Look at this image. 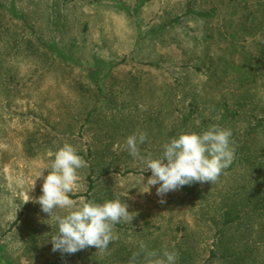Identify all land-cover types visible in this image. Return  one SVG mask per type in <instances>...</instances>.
Returning <instances> with one entry per match:
<instances>
[{"label": "rangeland", "instance_id": "1", "mask_svg": "<svg viewBox=\"0 0 264 264\" xmlns=\"http://www.w3.org/2000/svg\"><path fill=\"white\" fill-rule=\"evenodd\" d=\"M189 3L214 16L186 14ZM151 72L168 75L150 80ZM129 86L181 98L186 132L230 129L235 172L249 173L203 183L208 198L186 204L192 219L244 205L240 221L224 228L227 238L213 245L236 242L229 249L239 253L181 254L180 264H264V190L252 175L264 148V0H0V253L15 264H115L108 249L53 252L55 219L30 198L42 195L46 168L69 143L86 161L79 195L70 194L77 207L113 200L114 170L126 160L114 154V126L87 122V115L98 107L115 111ZM240 177L238 187L233 179ZM123 225L128 239L130 225ZM181 225L189 237L211 238L220 223Z\"/></svg>", "mask_w": 264, "mask_h": 264}, {"label": "crops", "instance_id": "2", "mask_svg": "<svg viewBox=\"0 0 264 264\" xmlns=\"http://www.w3.org/2000/svg\"><path fill=\"white\" fill-rule=\"evenodd\" d=\"M165 75L168 74L151 72L149 78L150 80H160L167 78ZM149 82L147 81L145 85H149ZM159 84L163 86L165 83ZM144 92L146 93L145 95H143ZM147 93H151L149 89L129 86L125 98L120 99L117 107H114L115 111H112L110 107L104 109L98 107L96 111H91L87 115V122H92V119H96L97 122H105L107 125L112 124L114 126V139L112 140L114 154L119 156L120 160L124 159L126 161L122 164H116L121 167H116L114 170L117 175L114 177L113 199L119 198L122 203L126 202L128 210L133 212L132 215H135L131 223L115 225L114 233L119 236V239L109 245L110 248L107 250V254L110 255L108 257L109 260L115 264H144L143 253L136 257L133 262V254L140 251V242H143L148 250L156 251L158 256H162L165 250L177 253L176 264H180L179 257L181 254H210L212 256L215 254L239 253L229 249L236 248V242L233 243L231 241V245L229 244L228 247H214L213 245H218L220 238H227V235L225 236L223 233L224 228L233 222L240 221L243 214H239V212L242 213L243 210L241 209L244 205L243 207L239 206L235 211L223 206L220 218H217L216 214H211L210 211L205 213L201 211L194 215L195 220L190 215L188 216L187 210L192 211V213L193 210L186 209V204L191 208L195 206L197 199L208 198L210 189L206 190V184L197 182L169 192L163 197L164 203H161V198L156 195V188L159 185L151 188V194L140 192V188L143 189L144 187L141 183L142 175H144L146 182L147 177L151 176L152 173L150 170L143 173V164L139 159L133 158L129 154L126 147L128 136L138 132H145L147 139L143 144L139 145L141 155L147 156L151 154L152 157L157 158L163 154V145L165 143L172 138H178L182 133H186L185 128L188 122H186L185 118L190 119L187 115L181 114V108L178 106L180 104L177 103L181 101V98L179 99L173 94L171 96L150 97ZM102 96L106 97L104 94ZM105 150V152L109 151L108 149ZM236 152H238L237 148H235V154ZM233 166L226 168L220 177L223 174L237 171L236 167ZM252 171L254 173L252 174L254 175L253 180H256L255 175L257 174V184L261 183V190L263 191V181H261L259 174L254 172L253 168ZM233 174L248 175L249 173L235 172ZM118 178L123 179L125 182L116 183ZM233 180L234 182H239L238 187L245 182V178L242 177L234 178ZM253 187H255V184ZM241 191L242 188L234 190L235 193ZM211 195L210 198L216 199V196H213V192ZM257 196L259 197V195ZM231 197L234 199L235 195ZM236 200H242L241 194L237 195ZM255 204L259 207V200ZM261 206H263V203H261ZM193 220L198 224L220 223V226L216 225V228L210 229L211 233L209 236L211 238L189 237L187 232L190 230L181 224L190 223ZM123 224L130 225L131 229L129 230L132 235L128 239L124 238L121 233L126 230ZM214 239H217V242Z\"/></svg>", "mask_w": 264, "mask_h": 264}, {"label": "clouds", "instance_id": "3", "mask_svg": "<svg viewBox=\"0 0 264 264\" xmlns=\"http://www.w3.org/2000/svg\"><path fill=\"white\" fill-rule=\"evenodd\" d=\"M231 136L230 129L215 125L203 133H182L165 143L163 154L157 158L151 154L141 155L139 145L147 139L145 132L128 136L126 147L129 154L143 164V173L149 170L152 173L146 182L142 175L144 187H139L140 192L151 194V188L159 185L156 195L164 203L163 197L185 185L197 182L214 184L223 170L234 161L235 149L231 146ZM85 166L86 161L77 154L76 149L65 143L55 152L50 167L46 168L48 175L43 176L42 195L30 198L40 205L41 211L48 214L49 219H55L57 231L50 237L53 252L75 254L88 247L105 252L110 242L119 239L114 233L115 225L131 223L135 216L128 210L127 203H122L119 198L103 203H82L77 207L70 194H74L78 185V169ZM42 173L37 178L42 177ZM34 187L35 182L31 189ZM141 253L144 264H176L178 259L177 253L167 250L162 257L158 256L156 251L148 250L140 242V251L133 254V262Z\"/></svg>", "mask_w": 264, "mask_h": 264}, {"label": "trees", "instance_id": "4", "mask_svg": "<svg viewBox=\"0 0 264 264\" xmlns=\"http://www.w3.org/2000/svg\"><path fill=\"white\" fill-rule=\"evenodd\" d=\"M143 1V0H142ZM241 1H245V2H248L249 0H241ZM15 6H14V4L13 5H11V7H10V11L13 13V14H15L16 15V13H15ZM188 13H195L196 15H198V16H203V17H213L214 16V12L212 11V10H207V11H199V10H195L192 6H191V4L189 3L188 5H187V9H186V14H188ZM54 49L57 51V54H59V55H61V56H63L64 54L59 50V49H57L56 47H54ZM101 90V89H100ZM259 125H260V123H259ZM258 125V126H259ZM261 157H262V160H264V148L261 150ZM86 160H88V158H86ZM261 160V162H259V164H257V165H255L254 164V161L252 162V168H253V170H254V172L255 173H258L259 174V176H260V179H261V181H263V184H264V161H262ZM234 162H236V160H234ZM233 162V163H234ZM231 164L229 167H232L234 164ZM228 167V168H229ZM224 170H226V169H224ZM223 170V171H224ZM92 188H93V181H92V178H90V181H89V191H91L92 190ZM79 194H74V196H78ZM227 223V222H226ZM0 261H1V263L2 264H15V263H13V262H11L10 260H8L7 258H5L1 253H0Z\"/></svg>", "mask_w": 264, "mask_h": 264}]
</instances>
